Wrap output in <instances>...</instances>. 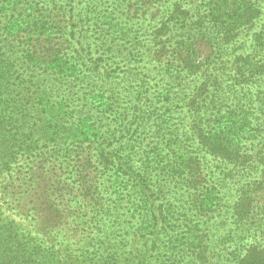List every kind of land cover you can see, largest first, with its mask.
Wrapping results in <instances>:
<instances>
[{"label": "rangeland", "instance_id": "374dc122", "mask_svg": "<svg viewBox=\"0 0 264 264\" xmlns=\"http://www.w3.org/2000/svg\"><path fill=\"white\" fill-rule=\"evenodd\" d=\"M249 1L259 14L251 24L241 19L223 44L206 21L209 0H0L1 59L33 78L22 96L44 91L57 103L40 115L29 142L40 147L59 130L40 168L48 184L37 189L33 215L27 192L39 158L29 155L37 150L25 153L20 137L17 153L0 166L4 215L39 238L49 232L68 246L72 264H235L250 247L264 251V163L256 156L264 150V0ZM19 17L49 23L46 42L60 48L54 62L51 55L44 65L27 63L31 40L17 31ZM194 30L206 36L203 56L211 51L198 70L181 62L180 42ZM245 111L252 121L224 145L239 159L206 151L200 128L215 125L217 113ZM84 124L90 141L77 145L72 134ZM102 151H118L128 169L120 161L105 166ZM48 188L62 220L46 209ZM243 195L250 215L235 223Z\"/></svg>", "mask_w": 264, "mask_h": 264}, {"label": "trees", "instance_id": "16d2710c", "mask_svg": "<svg viewBox=\"0 0 264 264\" xmlns=\"http://www.w3.org/2000/svg\"><path fill=\"white\" fill-rule=\"evenodd\" d=\"M207 4L206 21L212 23L214 25L213 27L218 29V35L220 39L224 41L218 40V42H222L223 44L231 41L232 36L235 35L234 31L239 28L237 24L240 23L241 19H243L245 25L251 24L252 19L259 14L257 8L251 4L249 0H209ZM180 14L186 16L183 20L187 21V12L183 11L180 12ZM228 19H231L232 23H234L232 27L225 30L223 27L219 29V26ZM14 20L16 22L14 25L18 29L17 30L15 27L14 30L18 32L22 30V34H24L26 38L29 37V41L31 40V51L26 52L27 63L31 62L34 65H40V62L44 65V63L48 61L47 58L51 55H53V61L50 60V62H54V59L57 57L56 55L59 54L60 48L46 42L50 39L49 37L52 32L49 23L44 21L38 26L36 24H25V20H21V17L18 19L15 18ZM45 23L46 26H44ZM205 37L202 31L194 30L193 32H188V37L181 40L180 43L184 48L183 51L186 52L185 56H182L183 59L181 62L184 63L185 67L198 70L202 65L199 61L203 59L207 60L210 57L211 51L203 56L204 52H202L200 46H206L204 45L205 40H203ZM55 45L60 44L56 42ZM0 54V56H3V52H0ZM242 59L246 62L247 66H251L255 71L263 70L262 66L257 65L251 60L247 62L246 59L248 58L245 57V59ZM55 66L59 72H65V69L68 68L66 63H64V65L58 63ZM237 70L239 71L240 68ZM31 79L33 78L21 74L19 70L15 68L12 61H9L7 58L1 59L0 57V166L6 165L9 158L17 153L14 151V148L20 137H24L26 141H24L25 153L31 154L33 150H37L33 153L34 155L31 154L29 156L39 158L38 162L33 164L30 168L32 172V174H30L32 185L27 192V196L30 197L32 206L27 209L29 212V214H27L28 216L33 215L34 211L35 213L37 212V200L34 199L37 195V189L42 185L45 186L48 184V180L44 176L45 170L41 171L40 168L42 164H45L46 156H51L53 151L51 150L50 143L57 144L54 137L59 131L58 129H54V132H51L49 137L44 138L45 143L40 147L33 146L31 142H29L33 134L37 133L38 122L41 120L40 115L47 114L52 110L54 111L53 106L57 104L56 102L53 103L54 100L52 101L44 91H41L33 98H31V96H28V98L22 96L24 84L27 82L30 83L31 81L33 82ZM31 99L32 102H30ZM49 103H53V106L49 105ZM192 105L196 106L197 112L202 110L199 107V102H192ZM198 114L199 113L196 115ZM239 115L241 116L237 117ZM251 115L253 116L252 112L246 111L243 112V114L239 113L235 116H231L230 113L227 115L217 113L216 117H214V119L217 120L215 125H207L200 128L199 141L201 145L214 156L221 155L231 161H237L239 156H235L238 155V153L235 154L236 149L235 152H229L228 146L225 147L224 145H231V139L234 141V138L240 136V130L246 125L245 123H250V121H252V119L249 118ZM48 127L51 129L53 125H48ZM87 127L88 126L84 124L79 131L72 134L77 145L89 143L91 133L90 129ZM225 133H227L226 138L224 137ZM85 148L86 147L83 146L81 148L76 146L75 151L78 152V149L84 151ZM175 152L180 154L182 150L177 147L174 149V153ZM117 153L118 151L110 157L107 156L105 151H102L101 157L102 159L105 158L104 165L107 166L108 163L120 161V164L122 166L125 165V169H128L127 167L129 166L127 165L129 160H125L124 157L119 158L120 154L118 155ZM172 156L175 157L174 154ZM256 156L260 163H264V150L257 153ZM178 158L181 159L182 166H185L184 161H182L185 159L181 156ZM87 161L89 160L87 159ZM246 161L247 160L244 159L241 164L246 163ZM190 166L191 165H188V168H190ZM190 179H192V177H190ZM46 191L49 197L47 199L46 209L52 210L56 214V218L62 220L63 216L58 215L59 210L50 198L54 195V191L49 188ZM0 196L2 195L0 194ZM202 202L203 200H200V203ZM6 209L7 207H3V203L0 202V264H72L73 253L69 251L68 246L57 245L55 237L49 232L45 234V237L39 238L37 234H34L31 230L18 224L15 220L6 217V215H4ZM235 209V223H237V221L241 222L249 217L250 204L247 202L245 195L240 197V201L236 204ZM234 259L235 264H264V251L257 246H253L247 249L244 256H236Z\"/></svg>", "mask_w": 264, "mask_h": 264}]
</instances>
